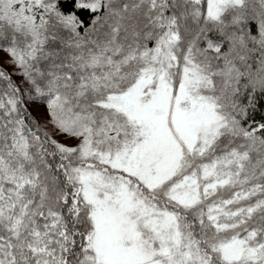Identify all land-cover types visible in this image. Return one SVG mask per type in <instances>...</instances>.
Listing matches in <instances>:
<instances>
[{
	"label": "snow or ice",
	"instance_id": "6c2138e0",
	"mask_svg": "<svg viewBox=\"0 0 264 264\" xmlns=\"http://www.w3.org/2000/svg\"><path fill=\"white\" fill-rule=\"evenodd\" d=\"M0 264H264V0H0Z\"/></svg>",
	"mask_w": 264,
	"mask_h": 264
}]
</instances>
